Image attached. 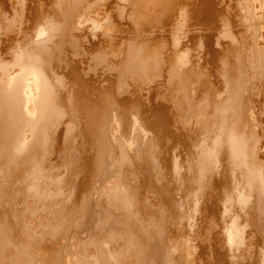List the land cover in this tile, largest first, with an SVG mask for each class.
Wrapping results in <instances>:
<instances>
[{"label":"bare ground","instance_id":"obj_1","mask_svg":"<svg viewBox=\"0 0 264 264\" xmlns=\"http://www.w3.org/2000/svg\"><path fill=\"white\" fill-rule=\"evenodd\" d=\"M0 264H264V0H0Z\"/></svg>","mask_w":264,"mask_h":264},{"label":"rangeland","instance_id":"obj_2","mask_svg":"<svg viewBox=\"0 0 264 264\" xmlns=\"http://www.w3.org/2000/svg\"><path fill=\"white\" fill-rule=\"evenodd\" d=\"M195 46H196V45H195ZM195 46H194V47H195ZM194 47H193L190 51H193V50H194ZM191 53H192V52H190V54H191ZM193 53H194V52H193ZM193 53H192V54H193ZM60 168H61V169H60ZM60 168H59V169H60V171H61V170H62V167H60ZM59 169H58V170H59Z\"/></svg>","mask_w":264,"mask_h":264}]
</instances>
